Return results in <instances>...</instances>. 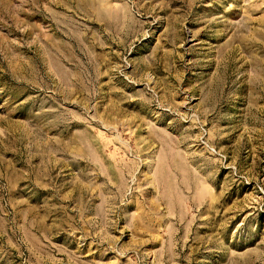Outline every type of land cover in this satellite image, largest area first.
Returning <instances> with one entry per match:
<instances>
[{"label": "rangeland", "instance_id": "374dc122", "mask_svg": "<svg viewBox=\"0 0 264 264\" xmlns=\"http://www.w3.org/2000/svg\"><path fill=\"white\" fill-rule=\"evenodd\" d=\"M0 264H264V0H0Z\"/></svg>", "mask_w": 264, "mask_h": 264}]
</instances>
